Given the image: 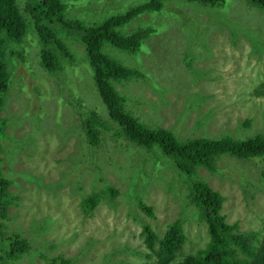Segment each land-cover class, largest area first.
<instances>
[{"label": "rangeland", "instance_id": "1", "mask_svg": "<svg viewBox=\"0 0 264 264\" xmlns=\"http://www.w3.org/2000/svg\"><path fill=\"white\" fill-rule=\"evenodd\" d=\"M39 1L20 0L29 26L28 37L35 24L36 13L32 10H38V13L43 8ZM145 1L148 0H62L66 5L64 16L67 19H80L86 25L101 23L113 14L124 12L127 6ZM231 5H228L223 21L234 28L233 37H238L236 42L224 28L210 22L211 32L202 35L203 26L193 19L199 8L192 9L187 7V3L176 1L170 2V10L164 7L156 12L145 11L125 24L124 34L143 26L155 27V32H150L144 38L136 53L124 51L109 41L104 42L105 53L126 65L136 64L146 74L115 81L117 90L132 95L129 109L141 118L142 123L152 128L171 129L177 138L191 133L214 138L264 134V43H261L264 42V22L261 20L262 23L250 22L246 25L237 19L240 10L244 9L245 13L255 10L244 0H232ZM215 11V7H206L204 13L214 15ZM259 15L264 18V12ZM203 18L207 19L208 15L204 14ZM49 26L72 51L74 61L72 67L68 62V69L61 70L62 67L61 71L48 72L40 63L42 44L36 32L37 41L27 47V62L19 59L10 62V81L0 112L1 116H8L12 121L8 128L10 149L3 153L6 160H12L4 163V172L14 180L9 189L17 191L20 198L18 203L9 204V224H19L24 230L23 236L30 239V255L36 264L51 261L59 252L52 248L47 252V259L42 254L40 256L41 249L38 251L37 245L42 246L40 236L43 235L50 244L66 238L61 249L68 256L77 254L79 250L70 237L86 240L92 236V250H85L75 264H97L111 247L112 241L136 244L142 248L139 232L143 222L148 221L162 235L168 223L181 217L187 238L183 249L178 251L176 259L170 264L182 263L186 256L206 246L209 233L204 219L194 215L196 206L183 202L184 190L177 194L176 182L184 176L174 167L167 171L158 169L155 176L142 181L138 179L130 185L127 177L110 173L114 167L106 159L107 155H103L100 160L103 174L115 182L116 191L121 190V195L117 196L114 206L104 201L105 198L112 200L114 197L105 195L92 214H86L83 210L81 201L90 192L93 181L89 176L80 190L72 177L76 175L71 171L72 159L82 153L83 146L79 139L69 136L71 138L60 142L68 131L65 123L60 126L58 113L59 118L64 117L70 124L71 116L76 114L74 93L72 90L65 91L63 79L67 83L71 79L76 81L79 87L75 91L77 95L85 96L86 102L98 101L106 111L107 108L96 89L93 68L88 62L85 45L79 40L80 34L65 28L56 18L49 22ZM191 28L204 39H209L208 42L186 41V33ZM253 35L255 37L250 38ZM82 45V50L76 48ZM72 68L75 71L72 72ZM36 71L37 76L34 74ZM54 76L61 77L59 84L53 80ZM78 103L77 108L83 115L92 109L88 107L89 104ZM30 105L33 106L31 112L28 111ZM42 107L46 111L43 119L39 116L33 118V113L37 109L42 110ZM252 116L254 121L247 123L246 119ZM20 119L22 123H19ZM111 136L109 133L106 135L105 144L111 143L109 146H112ZM121 141L126 143V147L123 146L119 157L116 156L117 168L138 174L144 171V167L150 173L154 164L149 157L153 158V152L134 143L133 147H129L125 137ZM108 148L113 149L114 146ZM114 151L118 153L117 149ZM131 157L134 158L132 165ZM143 159H147L145 164L139 161ZM213 165H217L218 170L198 167L197 175L225 196L222 212L226 214V220L238 221L241 230L263 228L264 156L235 160L227 152L217 156ZM128 166L131 170H127ZM231 166L236 171H231ZM64 177L67 182L57 186V179ZM134 192L139 193L142 202L153 206V218L138 204ZM47 217L52 219L48 221ZM26 262L27 258L17 264ZM151 264H154L153 260Z\"/></svg>", "mask_w": 264, "mask_h": 264}, {"label": "trees", "instance_id": "2", "mask_svg": "<svg viewBox=\"0 0 264 264\" xmlns=\"http://www.w3.org/2000/svg\"><path fill=\"white\" fill-rule=\"evenodd\" d=\"M171 1L187 3V7L192 9H197L200 6L215 7L214 15L204 13V11H202L203 13H195L193 19L195 23L203 26L202 35L211 32L208 25V22H210L217 27L224 28L231 34L230 37H233L234 28L223 21V18L227 15L228 5L229 7L232 6V0H230L228 5V0H150L142 4L127 6L122 13L113 14L105 18L101 23L88 25L80 19H67L64 16L66 5L62 0H42L41 2L39 1L43 7L41 12L37 13L38 10H32V12L36 13L35 24L32 25L29 37V26L22 12L20 0H0V111L5 103L4 94L10 81V62H15V59L27 62V47L29 45L32 46L37 41L36 32L42 44L40 63L43 68L50 73H55L68 69V62L70 66L72 65L71 63L74 61L72 51L49 26V22L56 18L65 28L80 34L79 40H82L85 45L88 62L93 68L96 89L108 111L98 101L95 103L86 102L85 96L77 95L75 90L76 87H79V84L76 81L71 79L67 83L63 79V83L66 84L65 91L70 92L72 90L74 93L76 114L71 116L70 124L65 121L64 117L59 118L58 113L57 119L60 126L65 123L68 131L67 136L61 138L60 142L76 137L83 146L82 153L72 159L73 166L71 171L76 174L72 177L80 190L84 188L85 180L89 176L92 178L93 184L90 192L81 201L85 213L92 214L97 204L105 198V195L114 197L112 200L110 198L104 199L106 203L110 202L111 206L117 203L116 198L121 195L116 191L115 182L108 180L103 174L104 169H102L103 165H101L100 161L103 155H107L106 159L114 167L110 173L127 177L130 185L138 179L142 181L153 177V175L155 176L158 169L167 171L174 167L184 176L179 177L178 182H176L175 190L177 194L184 190L183 202L186 205L194 204L196 206L197 209L194 211V215L197 218L202 217L204 219L209 233V240L206 246L196 251L195 254L186 256L180 264H264V227L241 230L238 221L228 222L226 214L222 212L225 196L213 189L197 175L198 167L218 170L217 165H213V163L217 156L227 152L232 157L239 159L264 156V134L256 133L255 135L242 138H214L191 133L185 137L180 136L177 138L173 130L149 127L142 123L141 118L132 115V111L129 109V104L133 100L132 95L122 94L121 91L115 88V81L146 74L138 69L136 64H133V66L126 65L105 53L103 50L104 42L109 41L115 47L136 53L140 50L144 38L154 31L155 27L143 26L137 28V30L132 29V33L124 34L125 24L131 22L145 11L156 12L164 7L168 9ZM244 1L257 12L245 13V10L241 9L240 13L242 12V14L239 13L237 19H241L246 25L250 22H264L263 16L260 18L259 15V13L264 12V0ZM174 5L177 6V3ZM28 7L31 11V7L29 5ZM204 14L208 15L207 19L203 18ZM206 22L207 24H205ZM254 37L253 35L250 38ZM185 40H195L197 43L206 41L207 43L209 39H204V36H200L191 28V30L187 31ZM233 40L236 42L238 37H233ZM76 48L82 50L83 45L81 48ZM62 67L63 69H61ZM73 71H75V68H72ZM34 74L37 76V71ZM60 79V76L53 77V80L58 84ZM35 87L41 92L37 85ZM78 102H82L85 106L89 104L90 106L88 107L92 109H88V112L83 115L77 108V105L80 104ZM32 108L33 106L30 105L28 111ZM44 110L45 108L43 109V107L42 110L37 109L33 113V118L36 119V116H39L43 119L46 115ZM104 112L105 116L103 115ZM11 114L14 113L11 112ZM253 121L254 116L246 119L249 124ZM9 123H12L10 118L1 116L0 112V264H17L25 258H27V264H36L30 255V239L23 236L24 230L19 227V224H9L8 222L10 218L9 204L18 203L20 198V194L17 191L9 189L14 180L4 172L6 168L4 163L12 160V158L6 160L3 154L4 151L10 149L8 145L11 144V135L8 132ZM19 123H22L21 119ZM62 128L64 129V127ZM107 133L112 134V146H109L111 143L109 145H107L108 143L105 144ZM123 137H128L131 141L153 152V158L152 156L149 157V160L154 164L150 173L144 167V171L138 174L123 170L122 167L117 168L115 160L118 159H116V156L120 154L123 146L126 147V143L124 144L121 141ZM18 143L19 141L16 144ZM127 145L131 147L129 143ZM113 146V149H117L118 153L108 148ZM102 149L105 150L100 152ZM169 156L173 157V159L169 160ZM139 161L145 164L144 162L147 159ZM130 162L132 165L134 158L130 159ZM128 169L131 170V167L128 166ZM231 171H236V169L232 168ZM26 176L28 177L29 174L26 173ZM38 182L42 183L41 181ZM66 182L67 180L64 177L63 179H57L55 183L57 186H62ZM134 193L138 197L137 202L153 218L155 216L153 206L142 202L138 192ZM46 219L49 221L52 217H47ZM40 224L43 225L42 222ZM142 224L143 228L139 232V237H142V240H140L142 248H139L136 244L130 245L112 241L111 247L100 257L97 264H151L152 260L154 264H170L173 262L178 255V251L183 249L187 238L181 217L175 218L168 223L162 235H159L148 221ZM40 237L43 239L42 246L37 245L38 251L41 249L39 251L40 256L42 254L43 258L47 259L48 250L50 251L52 248L59 250L51 261L45 260L44 264H75L85 250H92V241H94L92 236L86 240L79 237L75 240L70 237L71 242H76V247L79 250L77 254L68 256L64 255V251L61 249L64 246L62 243L66 241V238L50 244L44 235Z\"/></svg>", "mask_w": 264, "mask_h": 264}, {"label": "clouds", "instance_id": "3", "mask_svg": "<svg viewBox=\"0 0 264 264\" xmlns=\"http://www.w3.org/2000/svg\"><path fill=\"white\" fill-rule=\"evenodd\" d=\"M150 0H148V1H146V2H149ZM140 4H142V3H140ZM205 6H200L199 7V9L195 12V13H203L202 11H204L205 10ZM195 13H194V15H195ZM143 14V13H142ZM152 32H155V30L154 31H152ZM196 42V41H195ZM127 140H128V142L127 143H129L132 147L134 146L132 143H134V144H137L136 142H134V141H131L128 137H125ZM138 145V144H137ZM140 146V145H139ZM121 190H118V192H120ZM99 204V203H98ZM139 204V203H138ZM140 206V205H139Z\"/></svg>", "mask_w": 264, "mask_h": 264}, {"label": "bare ground", "instance_id": "4", "mask_svg": "<svg viewBox=\"0 0 264 264\" xmlns=\"http://www.w3.org/2000/svg\"><path fill=\"white\" fill-rule=\"evenodd\" d=\"M237 71V70H236ZM242 158V157H241ZM235 160H242V159H239V158H237V157H235ZM231 168H233V166H231ZM230 168V169H231ZM220 169H224L225 170V168H220ZM216 170V169H215ZM209 185V184H208Z\"/></svg>", "mask_w": 264, "mask_h": 264}, {"label": "flooded vegetation", "instance_id": "5", "mask_svg": "<svg viewBox=\"0 0 264 264\" xmlns=\"http://www.w3.org/2000/svg\"><path fill=\"white\" fill-rule=\"evenodd\" d=\"M136 104H138L139 105V103H137L136 102ZM132 115H134L135 117H138L134 112H132ZM138 118H140V117H138ZM155 126H153V128H154ZM159 127V126H158ZM162 128V127H161ZM98 205V204H97Z\"/></svg>", "mask_w": 264, "mask_h": 264}]
</instances>
